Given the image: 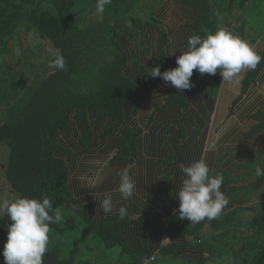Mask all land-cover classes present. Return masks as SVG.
<instances>
[{"label":"trees","instance_id":"1","mask_svg":"<svg viewBox=\"0 0 264 264\" xmlns=\"http://www.w3.org/2000/svg\"><path fill=\"white\" fill-rule=\"evenodd\" d=\"M238 1L241 8L249 6L250 0ZM78 2L83 3V10L91 6L96 11V0H47V5L43 0H0V51L8 48L18 27L24 26L48 39L66 62L64 70L54 65L47 68L30 100L16 114L14 125L0 122V145L9 150L5 180L15 198L46 195L54 209L89 207L90 214L83 211L89 223L85 234L99 233L107 247H120L132 263L140 264L155 254L146 235L142 206H126L128 213L131 209L140 214L133 221L129 215L121 220L118 212L106 215L101 211L95 217V200L88 194L112 191L116 172L140 155L158 158L159 169L173 165L169 142L177 141L178 135L188 138L186 125L196 129L195 119L208 118L213 94L222 82L219 73L201 75L194 70L193 87L181 93L170 82L165 86L147 72L157 65L161 72L177 67L176 58L186 50L188 37L204 38L221 28L220 11L209 0H165L155 16L144 20L130 16L123 0H112L101 20L81 27L75 9ZM233 9L231 3L229 14ZM165 11H172L171 17L173 14L177 20L166 22ZM174 22L182 23L177 31ZM235 23L230 22L226 30L246 41L244 24ZM173 50L178 51L170 55ZM257 54L264 57V50ZM263 69L264 59L255 70L246 71L234 106ZM202 94L208 98L207 104L202 102ZM142 111L145 114L139 122L136 118ZM255 120L257 124L246 137L263 133V112ZM96 152H103L117 171L97 189H81L71 175L83 165L82 154ZM244 160L242 165L230 166L244 171L242 174L222 169L221 164L211 173L224 177L220 190L228 204L220 216L192 224L174 214L168 233L173 240L160 244L159 253L184 264H264V176L255 175L257 166L249 171L241 167L249 161L248 157ZM73 188L83 205L70 203ZM246 211L252 213L250 218L244 215ZM10 223L1 216L0 247L6 242ZM75 255L73 250L68 260H61L58 248L47 247L43 264H75Z\"/></svg>","mask_w":264,"mask_h":264},{"label":"clouds","instance_id":"2","mask_svg":"<svg viewBox=\"0 0 264 264\" xmlns=\"http://www.w3.org/2000/svg\"><path fill=\"white\" fill-rule=\"evenodd\" d=\"M111 0H96L97 14L105 11V6ZM173 50L170 55H175ZM176 58L177 67L161 72V66L148 70L147 75L159 77L167 86L170 82L178 91L193 87L190 78L193 71L199 74L215 75L219 73L223 82L237 83L241 73L246 70H255L264 57L257 54L255 49L240 37L233 35L224 28L202 38L193 34L187 39L186 50ZM54 66L59 70L65 69V59L56 56ZM89 165L94 171L83 173L77 177L81 189H97L105 179L106 159L90 160ZM181 185L176 192L179 208L174 214L180 219H187L192 224L205 219L211 221L222 213L228 204L226 195L221 192L224 177L220 174L212 175L210 167L204 158L188 165H179ZM119 182L115 188L121 199L128 200L136 190V183L125 167L116 172ZM256 176H264V169L255 168ZM99 207L104 214L112 213L114 203L110 193H104ZM121 220L128 217L126 207L118 209ZM0 216L7 217L11 223L7 225V239L0 255L4 264H43V256L49 243L50 225L61 224L64 216L59 208L54 209L52 201L46 195L40 198L17 197L12 201H0ZM136 219V216H132ZM151 259V258H150ZM153 261V260H152Z\"/></svg>","mask_w":264,"mask_h":264},{"label":"rangeland","instance_id":"3","mask_svg":"<svg viewBox=\"0 0 264 264\" xmlns=\"http://www.w3.org/2000/svg\"><path fill=\"white\" fill-rule=\"evenodd\" d=\"M46 3L47 0H43ZM127 3L128 13L130 16L144 20H148L155 16L160 10L165 0H123ZM220 11L217 17L221 28L227 29L230 22L239 25L244 24V31L249 35L250 39L256 41L264 40V0H250L249 6L240 7L238 0H209ZM112 2V0H111ZM233 3L234 9L232 15L228 12L229 5ZM83 3L78 2L75 9L79 17V24L85 27L93 22L101 20L102 14L91 11V6H85L84 10L80 8ZM47 5V3L45 4ZM172 12V11H171ZM171 12L164 13V19L167 22H173L174 15ZM174 13V11H173ZM176 19V18H175ZM177 20V19H176ZM175 23V22H174ZM57 56V51L53 48L48 39L41 37L35 29L27 30L24 26H19L16 33L8 43V48L0 51V122L14 125L17 122L16 114H18L27 102L30 100L36 87L46 74L47 68L53 66V60ZM156 96H160L156 94ZM144 111L136 118L139 122L140 117L144 116ZM8 147L5 144L0 145V201L15 199V194L11 191L10 186L5 180V167L8 161ZM257 160L262 157L258 154ZM81 166L71 175V181L83 173L94 171L89 165V161L93 159H105L103 152L96 154L84 153L80 156ZM241 166L251 170L252 166H260L264 168L263 161L257 162L253 158ZM264 160V158H263ZM257 162V163H256ZM109 164H107V167ZM105 168L104 172L108 170ZM226 177H228L226 175ZM76 192V190H74ZM94 197V196H93ZM95 200V199H94ZM82 204H78L81 206ZM97 201H93L92 209L95 210ZM64 216V222L61 224L50 225L49 233V249L58 248L61 260H68L73 250H76L75 264H136L132 263L129 256L121 252L120 247H107L97 232L85 231L89 227V223L85 219L83 213H89V207L73 208L65 206L59 207ZM131 210V209H130ZM98 214L97 211L93 212ZM246 218H250V211L244 212ZM1 218V216H0ZM191 226V225H189ZM165 242L169 243L168 234L165 235ZM194 241V240H193ZM192 241V242H193ZM3 247H0L2 252ZM154 260L147 264H184L183 261L165 257L157 252L153 256ZM0 264H4V258L0 255ZM224 264V262H223Z\"/></svg>","mask_w":264,"mask_h":264},{"label":"crops","instance_id":"4","mask_svg":"<svg viewBox=\"0 0 264 264\" xmlns=\"http://www.w3.org/2000/svg\"><path fill=\"white\" fill-rule=\"evenodd\" d=\"M175 26L177 31L182 26V23L177 22ZM245 36L246 42L256 52L264 50V40L256 41L254 38L250 39L249 35ZM246 71L241 73V79L238 83L236 81L231 83L223 82L222 80L213 94L214 101L212 109L208 112V118L203 119L204 121L202 122L195 119L199 125V127H196L198 131L194 127L186 125L189 130L188 138L182 139L178 135L177 141L174 140V143L169 142V147L174 151L171 159L173 165L159 169L157 166L158 162H156L158 158L147 154L140 155L133 164L125 166L129 168L130 174L136 183L134 195L128 200L120 198L119 194L115 192L119 182L118 177L114 181L115 188L106 192L112 195L114 203L112 213L118 212L120 207H126L129 204L142 206L144 214L141 215L146 219L147 225L146 235L155 254L158 252L160 244H168L164 240L165 235L169 233L172 224L170 223L171 218H173L175 210L179 208L176 192L181 185L182 174L179 168L181 163L188 165L204 158L210 167L211 173L214 172L216 165L221 164L223 165L222 169L234 174H242L244 171L232 169L230 166L236 163L244 164L245 157L253 158L257 162L263 161L264 163V131L262 134L246 137L257 124L255 116L259 112L264 114V69L256 78V82L250 85L239 104L234 106L235 100L241 95V82L245 78ZM201 96L202 102L207 104L208 98L203 96V94ZM142 151H144V147ZM258 154L262 157L260 161L257 160ZM125 167H122V169ZM106 169L108 171L105 173V180L110 173L117 171L116 168L110 166ZM74 182L79 183L77 178ZM167 187L169 189L165 190ZM155 190H158V192ZM104 193L88 194L89 196H94L92 199H95V201L97 199L98 203L94 211H98V213L102 211L99 204ZM72 194L73 198L70 203L76 205L84 204L81 202L80 194L76 193L74 188L72 189ZM129 212V217L132 221L140 218V214H137L134 210ZM133 215L137 218L132 219ZM169 238V242H171L173 239Z\"/></svg>","mask_w":264,"mask_h":264},{"label":"built area","instance_id":"5","mask_svg":"<svg viewBox=\"0 0 264 264\" xmlns=\"http://www.w3.org/2000/svg\"><path fill=\"white\" fill-rule=\"evenodd\" d=\"M154 260V258L152 257L151 259H145L144 261H142L140 264H147L149 261Z\"/></svg>","mask_w":264,"mask_h":264}]
</instances>
